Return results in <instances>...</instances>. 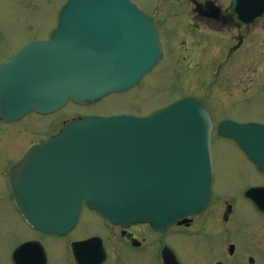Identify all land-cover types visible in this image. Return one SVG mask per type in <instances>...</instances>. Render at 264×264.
<instances>
[{"label":"water","instance_id":"water-1","mask_svg":"<svg viewBox=\"0 0 264 264\" xmlns=\"http://www.w3.org/2000/svg\"><path fill=\"white\" fill-rule=\"evenodd\" d=\"M258 4L260 13L264 0ZM237 11L247 22L257 14L243 0ZM160 57L154 26L134 0H68L48 41L28 44L0 65V117L16 121L32 111L55 112L70 100L87 104L125 92ZM213 129L205 103L194 97L147 116L74 120L32 147L13 170L20 211L48 234L70 232L85 205L112 224L148 223L164 231L209 204ZM217 133L237 142L264 173V124L224 120ZM246 196L264 212V188ZM72 250L77 264L106 259L98 237L74 242ZM13 261L47 264V256L40 242L31 241L15 250Z\"/></svg>","mask_w":264,"mask_h":264},{"label":"rangeland","instance_id":"rangeland-1","mask_svg":"<svg viewBox=\"0 0 264 264\" xmlns=\"http://www.w3.org/2000/svg\"><path fill=\"white\" fill-rule=\"evenodd\" d=\"M66 1L0 0V62L17 53L25 43L47 38L57 26L58 13ZM262 26L254 33L255 47L243 49L221 68L210 66V62L199 67H181L167 55L164 62L127 92L111 94L88 105L69 102L50 115L30 114L16 122L0 123V175L32 138L37 141L43 135H53L65 122L89 114L147 115L178 99L196 97L206 103L215 125L226 119L264 124ZM167 48L171 50V46ZM212 154L213 198L208 211L196 217L204 230L190 238L179 234L177 229L156 235L148 227H132L138 239L145 240L144 250L123 246L119 231L108 230L105 221L91 210H84L75 229L65 237L41 235L28 227L11 206L6 198L7 188L0 181V194L4 198L0 200V264H13V250L27 240L43 244L48 264H75L71 242L93 235L104 239L109 253L104 264H160L158 241L160 245L168 244L183 264H214L218 260L238 264V258L245 255H261L264 216L243 197V191L252 185H264V178L234 141L216 133L212 136ZM229 244L236 246L235 260L227 251Z\"/></svg>","mask_w":264,"mask_h":264},{"label":"flooded vegetation","instance_id":"flooded-vegetation-1","mask_svg":"<svg viewBox=\"0 0 264 264\" xmlns=\"http://www.w3.org/2000/svg\"><path fill=\"white\" fill-rule=\"evenodd\" d=\"M136 1L154 23L162 46L160 62L169 55V60L181 67H199L206 62H210V66L213 67H221L229 63L231 58L243 49L255 47L254 33L259 26L263 25L264 31V14L249 23L241 21L236 12L237 0ZM168 45L171 46L170 51L167 48ZM168 52L170 53L167 54ZM32 144L27 143L22 153L12 159L7 170L0 175V181L7 188L6 198L17 212L18 208L12 196L10 169L17 165ZM2 195L0 194V200L4 199ZM199 216L192 217L188 224H176L171 229L176 228L180 233L195 235L199 230H204V227L196 222V217ZM225 220H228V216ZM114 227L119 230L122 243L126 247L138 250L143 246L144 239L138 247L133 244L134 240H139L131 231L133 226L127 230ZM237 254L234 251L230 258L235 260ZM160 257L161 263L164 264L161 253ZM177 259L179 264H183L178 256ZM217 262L222 261L218 260L214 264ZM238 264H264V253L259 256L245 255L243 258H238Z\"/></svg>","mask_w":264,"mask_h":264}]
</instances>
